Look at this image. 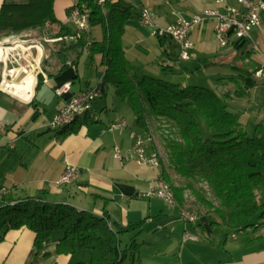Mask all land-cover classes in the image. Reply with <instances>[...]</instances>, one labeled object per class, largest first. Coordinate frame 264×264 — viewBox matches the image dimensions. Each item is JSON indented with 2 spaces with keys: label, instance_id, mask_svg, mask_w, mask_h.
<instances>
[{
  "label": "crops",
  "instance_id": "0c3cea01",
  "mask_svg": "<svg viewBox=\"0 0 264 264\" xmlns=\"http://www.w3.org/2000/svg\"><path fill=\"white\" fill-rule=\"evenodd\" d=\"M176 1L180 4L177 10L172 8L160 12L154 8L140 7L138 0H112L120 9H131L134 12V17L126 25L123 41L126 57L139 78L143 77L140 76L141 63H146L147 67L156 72L166 70L164 66H170L166 71L173 74L189 72L187 67L177 65L184 60L180 57L181 45L178 42L168 36H163V44L158 38L159 47L152 42L154 34L149 26L142 23L141 11L146 8L155 11L156 22L166 27L178 17H191L216 4L213 0ZM3 2L0 0V7ZM231 2L237 4L236 0ZM74 3L75 0H54V11L61 22L72 30H78L69 12ZM177 14L181 15L175 16ZM261 18V24L251 30L248 41L255 46L257 57L262 63L260 77L264 78V11ZM48 26L55 28L54 25ZM80 34L77 31V35L65 38H48L42 35L40 29L28 28L21 33L0 36V190H7L4 197L15 202L37 196L43 191L49 201L71 204L97 215H107L114 227L142 223L140 228L124 232L127 235L138 230L135 236L129 237L130 243L126 247L134 241L138 244L139 264H264V223L247 235L243 231L235 233L231 232L220 216L202 207H197L199 211L194 212L199 217L195 221L186 220L181 215L185 222L175 208L181 211L188 207L178 203L173 205L162 198L136 196L138 191L148 190L154 185L162 172V163L161 166L140 164L131 153L140 138L144 142L147 156L161 152L163 157L150 127L151 118H147L149 130L144 129L147 139H143L142 130L139 129L141 125L135 114L133 117L127 110L122 111L123 105L117 104L114 99L112 108L115 107V112L108 122L102 114H107L112 108L105 101L99 112L94 102L88 113L99 120L88 121L75 134L64 137L59 132L62 128L53 132L54 129L48 126L67 99L93 88L89 71L81 69L85 59L90 60L87 64L89 68L98 64L101 69L99 82L105 72V66L101 63L102 55L90 46L84 48L76 65L58 72L61 67L59 42L69 44L76 41ZM85 37L90 41H100L103 31L100 27H91ZM191 38L194 49L191 58L186 61L197 60L198 67L208 73L222 72L225 68L223 64L236 57L226 56L230 52L224 57L214 52L217 49L215 41L218 42L214 20H206L197 26ZM127 39L131 42L126 43ZM148 43L156 49L157 57L153 61L140 62L146 58L143 53L145 50H139L137 46L144 45L149 50ZM225 47L233 49L230 44ZM160 54H163L161 68L158 66ZM72 58L70 56L69 60ZM65 83L71 84L70 91L62 96L57 95L56 88ZM259 85H264V81L257 84V87ZM231 89L226 82L221 87L222 92H230ZM254 89H249L250 95ZM106 93L100 97H105ZM250 104L249 97L238 101L236 110L243 111L241 117L245 116ZM123 121L126 126L110 129L111 125ZM117 149L120 157L115 155ZM68 164L81 168L80 177L72 183L57 185L56 181ZM211 213L217 216L213 217ZM146 225L155 230H166L144 233L139 242V234ZM54 234L46 241L43 249L38 251L34 246L36 234L33 230L23 227L7 231L0 242V264H75L89 260L85 253L77 256V251L71 254L58 253L57 246L63 233Z\"/></svg>",
  "mask_w": 264,
  "mask_h": 264
},
{
  "label": "trees",
  "instance_id": "16d2710c",
  "mask_svg": "<svg viewBox=\"0 0 264 264\" xmlns=\"http://www.w3.org/2000/svg\"><path fill=\"white\" fill-rule=\"evenodd\" d=\"M74 7L88 9L90 28L100 27L102 40L90 41L85 37L90 30H72L61 22L55 15L54 0H4L0 7V36L28 28L40 29L48 38H65L81 32L76 41L59 42L58 72L76 65L86 46L102 55V94L113 88L147 131V118H151L152 132L154 136L159 133L166 151L167 162L160 157L161 177L170 184L177 203L184 207L191 204L189 197H193L198 208L216 213L231 232L245 233L260 227L264 223V106L257 109L253 136L248 135L234 112L239 100L250 97L249 89L264 81L257 76L262 63L254 44L248 38L229 40L237 56L223 66L236 73L220 76L219 90L154 76L139 78L126 57L123 41L134 12L120 9L112 1L101 5L97 0H75L69 12ZM157 36L163 44L165 38ZM164 68L169 70L170 66ZM224 82L232 87L230 92L221 91ZM89 112L59 132L66 137L77 133L88 121L99 120L89 116ZM198 117L213 131L211 137H203ZM254 217L259 222H253ZM141 225L114 227L107 215L49 201L43 191L15 202L11 198L0 199V242L7 231L27 227L35 232L34 246L39 251L60 231L63 236L58 253L71 254L78 249L89 253L88 261L75 264H125L128 258L132 264H139L138 244L134 241L122 249L120 242L122 233Z\"/></svg>",
  "mask_w": 264,
  "mask_h": 264
},
{
  "label": "built area",
  "instance_id": "2783aa9c",
  "mask_svg": "<svg viewBox=\"0 0 264 264\" xmlns=\"http://www.w3.org/2000/svg\"><path fill=\"white\" fill-rule=\"evenodd\" d=\"M112 0H102L104 3ZM216 4L213 8H206L203 11L192 15L191 17H178L173 23L166 27H161L157 22V14L150 9L141 11V18L146 26L152 27V34L168 36L181 45L180 57L184 60L191 58L194 49V41L191 38L192 32L197 26L206 20L215 21V36L218 43L225 47L229 45L231 38L246 39L250 36L251 30L261 24V16L264 11V0H236L237 4H233L231 0H213ZM86 7H74L70 11V18L74 20L78 29L83 32H88L90 26L86 25L85 19ZM261 75V71L257 72V76ZM71 89L70 83L56 88V94L62 96ZM101 89L99 84L95 88H90L80 93L74 94L67 99L64 106L53 116L48 125L59 124L73 112H76L78 107H92L97 98H94V90ZM126 126L125 121L115 123L110 126L113 130L117 127ZM131 153L135 156V160L140 164H153V156L146 155L144 142L139 138L132 147ZM116 157H120V152L116 150ZM81 174V168L74 164H68L58 180H65L69 183L76 181ZM57 180V181H58ZM6 189L0 190V199L6 194ZM139 198H162L173 204L166 197L165 188L161 187L160 178L157 182L150 186L148 190L138 191L136 194ZM174 205V204H173ZM181 215L186 220L195 221L196 216ZM191 238H196L190 236Z\"/></svg>",
  "mask_w": 264,
  "mask_h": 264
},
{
  "label": "rangeland",
  "instance_id": "374dc122",
  "mask_svg": "<svg viewBox=\"0 0 264 264\" xmlns=\"http://www.w3.org/2000/svg\"><path fill=\"white\" fill-rule=\"evenodd\" d=\"M166 1H167V3H165ZM187 1L190 2L191 0H187ZM138 2L140 4V7H142V8H144V7L154 8L155 10L160 11V12H163L166 9H172V8L177 10V7H178L177 5H180V4L177 3L176 0H138ZM181 14H183V13H181ZM181 14H177L175 16H178V15H181ZM140 28H141V30L145 31L147 33V35H149L147 30L143 26H140ZM148 28L151 29V30L153 29L151 27H148ZM152 36H153V37H151L152 42L159 47L158 37L156 35H152ZM127 42L130 43L131 41L129 39H127L126 43ZM137 48L139 50H141V48H143L145 50L143 53H144V56L146 58L141 59L142 61H140V62H143V60H151V61H153V59L157 57L156 49L150 43L147 44V48L149 50H146L145 46L144 45H140V44H138ZM215 48H217V49L214 52H217L219 55H221L223 57L228 52H230L231 54L226 55V56H231V57L233 55L237 56L236 51H234L233 49L229 50L228 47H221V45L217 41H215ZM162 59H163V54H160L159 58H158V66L160 68H161L162 63H163ZM83 62L84 63L82 65L81 69L83 71H89L92 87L95 88L98 85L99 76H101V69L99 68L98 64L92 65L90 68H89V66L87 67V64L89 65L90 60H86L85 59ZM145 64L141 63L139 65L140 69H141V73H140L141 77L146 74V75H149V76L160 77V78H163L165 80H168V81L174 82V83H181L183 85H188V84L199 85V86L209 87V88H212L214 90H216V89L219 90L218 84L220 82H219L218 79H219L220 76L231 74V73H236V71L234 69L226 68V67L222 70V72L208 73L202 67H198L199 64L197 63V60H195V59L191 60V61L181 60L179 63H177L178 66H184V67L188 68L189 72H187L185 74H173V73H171L169 71H166V70H163V69L161 71H159V72H156L155 69L153 71L150 67H147ZM98 68L100 70H98ZM97 72H99L98 75H96ZM253 88H255V89H254V91L251 93V95L249 97L250 101H251V104H250L249 107H247L248 109H246L245 116L241 117V113L243 111H239V110L237 111L236 109L234 110V112H237V116L239 117L240 121H242V124L245 126L246 131L248 132L249 136H253V135L256 134V132H255V121H256V115H257V108H259L260 106H264V85H259L258 87L256 85ZM114 99H115V101H117V104L123 105L122 106V111H126L127 110V112H129L131 114V116L134 117V112L131 109L130 105L127 102L121 101V99L116 96L113 88H110L109 90H107V93H106L105 97H98L96 99L95 106H97V111L99 112L102 109L105 101H107L108 106L112 108V104L114 102ZM99 103H101V104H99ZM258 104H260V105H258ZM114 109H115V107L112 108V110H109L107 114H106V112H104L102 114V117L105 119V121L108 122L109 118H112L113 113L115 112ZM198 120H199V122L201 124V131H202L203 137H205V138L211 137L212 134H213V131L207 126L205 120L200 118V117H198ZM135 125H137V124H135ZM137 126H139V125H137ZM139 129L142 130V133H141L142 138L144 139V137H145V139H147V135H145L146 131H144L145 128L142 127V126H139ZM56 130H59V129H56ZM53 132H56V131L54 130ZM143 132H144V134H143ZM146 134H147V132H146ZM158 136H159V133H157L155 137H156V139H157V141L159 143V146L161 148V151H162V154H163V159H164L165 162H167L165 148H162L163 145H161L162 142H161V139ZM160 154H161V152H160ZM189 200H190L191 204L190 203L187 204L186 207H188V210H190L192 213H194V212L197 213L199 210L197 209L198 206H196L194 204V198L193 197H189ZM175 209H177V211H179L178 215L181 216L180 209L179 208H175ZM195 216H196V218L199 219V217H197L198 215L195 214ZM211 216L216 217L217 215H214V214L211 213ZM181 219L184 220L182 218V216H181ZM252 221L257 223V222H259V218L258 217H254L252 219ZM185 222H183V223H185ZM149 226L150 225H146L145 229L139 234V236L141 235L140 237H138V241L139 242L142 241V239H143L142 235L144 233H147V232L157 233V232H160V231L162 232V231L166 230V229H162V228L155 230L154 228H150ZM256 229L257 228L249 229L247 232H245L243 234L247 235L249 233H252ZM137 232H138V230H136L133 233L127 234V235L125 233L121 234L120 246H121L122 249H125L126 246L130 243L129 237L131 235L135 236L137 234ZM58 233H62V232L58 231L54 235H57ZM80 253H85L88 256L87 259L89 258L88 252L86 250L78 249L76 255L79 256ZM125 263L126 264H130L129 258L125 261Z\"/></svg>",
  "mask_w": 264,
  "mask_h": 264
},
{
  "label": "bare ground",
  "instance_id": "6f19581e",
  "mask_svg": "<svg viewBox=\"0 0 264 264\" xmlns=\"http://www.w3.org/2000/svg\"><path fill=\"white\" fill-rule=\"evenodd\" d=\"M97 1L99 4L102 5V0H97ZM85 19H86V25L90 26L88 9L85 10ZM101 95H102L101 89L94 90V98H98ZM91 109H92V107H78V108H76V112H73L72 115H70L69 117H67L63 120H60V122H59V124H57V126H55V125H48V126L54 130L63 128L65 126L72 124L74 121H76L80 117L86 115V113L88 111H90ZM152 156H153V165L161 166V159H160L161 154H160V152H156ZM56 184L57 185H63V184H69V182H67L65 180H58V181H56ZM160 184H161L162 188H165L166 197H168L169 200L172 201L174 205H177V200H176V197L174 195L173 190L170 187V184L162 177H160ZM181 212H182V214H184L186 216H195V214L192 213L187 208H182Z\"/></svg>",
  "mask_w": 264,
  "mask_h": 264
}]
</instances>
